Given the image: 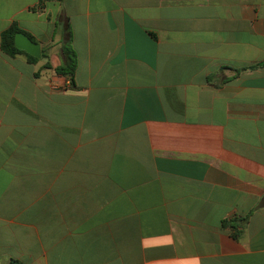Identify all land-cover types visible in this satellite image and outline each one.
I'll list each match as a JSON object with an SVG mask.
<instances>
[{"label":"crops","instance_id":"1","mask_svg":"<svg viewBox=\"0 0 264 264\" xmlns=\"http://www.w3.org/2000/svg\"><path fill=\"white\" fill-rule=\"evenodd\" d=\"M13 24L40 59L0 50V264H264V0H0Z\"/></svg>","mask_w":264,"mask_h":264},{"label":"trees","instance_id":"2","mask_svg":"<svg viewBox=\"0 0 264 264\" xmlns=\"http://www.w3.org/2000/svg\"><path fill=\"white\" fill-rule=\"evenodd\" d=\"M41 1H49V0H41ZM21 32L22 31L16 25L13 24L1 34L0 50L3 54H5L8 57H12L16 53L21 52L20 50L16 49L14 45L15 35ZM64 54L66 56L67 62L65 66L57 68L56 73L71 78L74 74L75 66H76L75 55L68 46L64 47ZM29 59L33 62L36 61V59L31 56H29ZM10 264H20V263L17 261H11Z\"/></svg>","mask_w":264,"mask_h":264},{"label":"water","instance_id":"3","mask_svg":"<svg viewBox=\"0 0 264 264\" xmlns=\"http://www.w3.org/2000/svg\"><path fill=\"white\" fill-rule=\"evenodd\" d=\"M14 45L16 49L25 52L27 55L35 59H40L39 45L32 42L27 35L23 33H17L14 37Z\"/></svg>","mask_w":264,"mask_h":264}]
</instances>
